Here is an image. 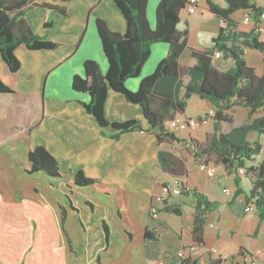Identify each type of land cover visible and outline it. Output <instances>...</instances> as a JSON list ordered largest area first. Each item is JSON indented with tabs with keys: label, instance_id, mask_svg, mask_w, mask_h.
Wrapping results in <instances>:
<instances>
[{
	"label": "crops",
	"instance_id": "obj_1",
	"mask_svg": "<svg viewBox=\"0 0 264 264\" xmlns=\"http://www.w3.org/2000/svg\"><path fill=\"white\" fill-rule=\"evenodd\" d=\"M160 1L147 2L151 29L156 26ZM211 1L225 7L223 0ZM34 2L62 7L65 14L36 7L24 15L32 31L56 43V49L30 50L19 46L15 55L20 67L13 74L0 55V79L12 91L0 94V178L12 181L22 196L24 192L32 195L40 180L46 200L28 196L33 199L30 201L35 210L10 217L9 224L0 228V264H181L177 253L190 246L194 250L188 257L195 264H264V221L256 207L245 211L251 190L248 176H237L234 169L225 170L213 154L196 157L189 148L190 139L205 146L213 137V119H209L211 131L202 136L192 131L197 124H207L202 123V118L185 124L181 115L174 114L178 126L168 128L180 141L163 138L158 142L142 108L109 89L105 118L118 123L135 120L142 129L114 138L118 131L109 126L100 128L85 111L82 103L88 104L90 96L72 89L73 76H84L86 60L96 61L102 74L107 71L96 20H104L112 32L126 31V21L113 1ZM254 3L264 7V0ZM184 12L180 13L178 30L187 32L189 48L213 50L212 39L223 29L226 45L242 51L247 66L257 76L264 74V54L247 45L251 37L264 43V31L256 33L253 23L243 22L245 14L255 21V14L239 10L224 22L210 12L207 0H200L195 14ZM45 21L51 26L46 28ZM261 26L264 29V22ZM168 52V44L153 43L140 74L126 80V88L137 91L141 80L155 71ZM178 63L179 76L164 87H168L172 97L182 100L190 82L185 72L191 65L189 49L182 52ZM212 63L220 72L230 70L234 64L222 53ZM193 96L197 95L186 101V108ZM202 102L206 112L213 109L210 102ZM235 108L243 107L224 111L232 122H221L220 133L227 134L246 124L245 121L236 126ZM263 111L264 107L258 109L253 118L264 117ZM180 129L186 132L179 134ZM248 142L251 146L264 145V136L256 134L254 141ZM39 145L58 162L60 177L52 178L44 172L26 173L30 168L27 154ZM261 159L262 153L256 161ZM210 169L214 170L213 177L207 175ZM77 171L95 183L86 187L74 185ZM174 177L184 180L188 194L157 203L162 185ZM191 191L217 204L216 209L205 214L202 244L192 238L196 200ZM152 205L158 209L153 216L149 213ZM168 209L180 214L174 215ZM146 231L152 238L144 236Z\"/></svg>",
	"mask_w": 264,
	"mask_h": 264
},
{
	"label": "trees",
	"instance_id": "obj_2",
	"mask_svg": "<svg viewBox=\"0 0 264 264\" xmlns=\"http://www.w3.org/2000/svg\"><path fill=\"white\" fill-rule=\"evenodd\" d=\"M68 2L70 0H58ZM118 11L126 21V31L123 34L112 32L102 19L96 20V29L100 37L104 55L108 61V68L102 74L99 65L94 60L84 62V76L75 75L72 78V89L79 93H86L91 101L82 103L85 111L96 120L100 128L111 127L118 135L142 130L135 120L123 123L109 122L104 115V104L109 89L122 94L125 100L142 108L149 130L155 132L158 142L163 138L169 141L180 140L169 131V124L174 121V114L183 117L184 123L190 122L185 117L186 101L193 95L210 102L214 110V134L205 146L196 140L189 142L194 146L193 153L197 156L213 154L218 163L225 170H244L251 182V190L246 203L253 201L260 210V218L264 221V145L251 144L245 137L250 131L264 136V117L253 118L254 113L264 107V74L257 76L254 70L247 66L242 51L226 45L227 37L223 29L212 39L213 50L201 51L191 49L187 45V32L178 30L180 13L185 10L187 0H161L156 7V26L151 29L146 16L148 0H112ZM225 7H220L211 0H207L212 14L227 22L229 17L239 11L248 10L253 14L261 11L254 0H223ZM36 7L47 8L65 14V9L46 3L37 4L34 0H0V55L11 74L17 72L20 62L15 50L24 45L30 50H54L58 45L37 34L24 20L25 13ZM46 28L51 26L44 22ZM169 45L168 55L157 65L155 71L141 80L137 91L126 88L125 82L138 77L142 66L150 54L153 43ZM247 45L264 54V43L251 37ZM185 49L190 50L191 65L185 70L190 82L185 86L184 97L178 100L168 93L164 84L177 78L180 74L178 58ZM221 52L233 60V67L226 71H218L212 56L216 51ZM12 93L11 89L0 79V94ZM243 107L248 111V123L234 128L227 134L220 133L221 122L231 123L232 119L224 114L225 110ZM101 134H103L101 132ZM262 153V159L256 161V156ZM27 160L30 164L27 174L44 172L52 178L60 177L61 171L56 159L41 145L29 150ZM246 162L249 165H246ZM240 175V174H239ZM238 176V175H237ZM73 183L79 187H86L95 183L94 179L86 177L82 171L73 175ZM238 185V180L235 178ZM188 194L186 188L180 195ZM196 200L192 238L197 244L203 243L204 217L207 212L217 208V204L208 201L202 194L191 191ZM164 203V202H162ZM168 212L179 215L180 211L168 209ZM107 234V228H104ZM146 238H152L145 232ZM107 238V235H106ZM181 264H195L190 257L183 258ZM212 264H217L213 262Z\"/></svg>",
	"mask_w": 264,
	"mask_h": 264
},
{
	"label": "rangeland",
	"instance_id": "obj_3",
	"mask_svg": "<svg viewBox=\"0 0 264 264\" xmlns=\"http://www.w3.org/2000/svg\"><path fill=\"white\" fill-rule=\"evenodd\" d=\"M198 9H199V5H198L197 10ZM130 79H134V78H130ZM235 109H237V110L235 112H233V115H234V120H235L234 122H235L236 126L239 123L242 124V122H245V121H246L245 123L247 124L248 123V111L246 109H243V108H235ZM205 112H206V108H204V104H203L202 100H200L197 96H193L189 100V103L187 104V108H186V112H185L186 118L191 120L192 123H194L197 118H202V120L206 119V123H207V124L195 125V128H192V131L194 134H201L202 136H204V134L206 132L211 131L212 122L209 120L211 118H207L206 117L207 112L206 113ZM178 121H179V118H178ZM182 122H183V120H182ZM225 127H227V126H225ZM185 130L180 129L178 131V133L184 134L186 132ZM256 134L257 133L255 131H250L245 137L246 141L253 142L254 138L256 137ZM259 156L260 155L256 156V158ZM246 165H249V163L246 162ZM36 183L39 184L38 188L36 190L39 193H37L35 191L34 193H32V195H30V194H27L26 192H24L25 195L22 196L20 194V192L18 191L17 186L12 181L4 180V179L0 178V228H5L9 224L8 219L10 217H13V216L20 217L29 211H34L35 210V208H34L35 204L33 203V201H30V200H33L31 198L32 196L39 197L41 199L46 200L45 193L43 191L44 189L42 188L41 181L37 180ZM28 196H31V197H28ZM14 200H16L17 203H11ZM7 201H11V202L9 204H7V203L5 204L4 202H7Z\"/></svg>",
	"mask_w": 264,
	"mask_h": 264
},
{
	"label": "built area",
	"instance_id": "obj_4",
	"mask_svg": "<svg viewBox=\"0 0 264 264\" xmlns=\"http://www.w3.org/2000/svg\"><path fill=\"white\" fill-rule=\"evenodd\" d=\"M200 0H187V5L185 8V12L189 15L191 14H195L198 8ZM256 15V20L253 21L252 17L249 14H245L243 16V22L246 24L249 23H253L254 24V28L253 31L256 33H261L264 31L263 27L261 26V23L264 22V7L261 9V11H259L258 13L255 14ZM221 56V52L216 51L213 56L212 59L214 58H219ZM214 116V110L210 109L207 114L206 117L207 118H212ZM203 123H206V119H204L202 121ZM169 126L171 128H176L178 126V123L175 121H172ZM189 148H191L192 150L194 149V146L192 144L189 145ZM238 173L240 175L244 174V170L243 169H238ZM214 174V170L210 169L207 173L208 177H213ZM185 187V182L184 180H182L181 178H177L174 177L172 179H170L167 183H165L164 185H162L161 187V195L156 197V202L157 203H161L164 202L167 198L169 197H176L179 196L181 191L184 189ZM254 203L253 201H251L249 204L246 205L245 211H251L254 208ZM158 209L155 205L150 206L149 208V213L150 215H155L157 213ZM194 250L193 246L187 247L182 249L181 251H179L177 253V256L180 259L186 258L189 256V254ZM155 264H163L161 262H157Z\"/></svg>",
	"mask_w": 264,
	"mask_h": 264
}]
</instances>
